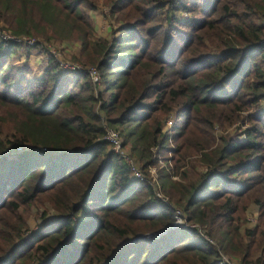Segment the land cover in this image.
Instances as JSON below:
<instances>
[{"label": "trees", "instance_id": "obj_1", "mask_svg": "<svg viewBox=\"0 0 264 264\" xmlns=\"http://www.w3.org/2000/svg\"><path fill=\"white\" fill-rule=\"evenodd\" d=\"M101 6L122 23L110 39ZM0 23L77 41L98 72L0 36V264H264V0H0Z\"/></svg>", "mask_w": 264, "mask_h": 264}, {"label": "rangeland", "instance_id": "obj_2", "mask_svg": "<svg viewBox=\"0 0 264 264\" xmlns=\"http://www.w3.org/2000/svg\"><path fill=\"white\" fill-rule=\"evenodd\" d=\"M108 8H105V6H101L100 8H97V10L91 12V17H92V22L95 28L96 35L105 38V39H110L112 36V31L113 28H116L119 26V24H122L121 21H117L108 16ZM175 17L178 19L183 18L181 13L179 14H174ZM2 26H6L3 23H0V32L5 31L8 32L6 29H1ZM38 43L43 44L44 50H48L55 60L62 61L65 64V67H80V66H85L83 63H81V58H82V53H81V45L77 41H72V40H56V39H50L47 40L46 38L43 37H38ZM39 51V49H37ZM37 50L33 51L32 55L30 56L31 62L30 66L35 70L36 73L41 74L42 73V66L44 64L43 61V51L38 52ZM24 60V56L21 55V61ZM111 128V127H110ZM122 138V137H121ZM170 147L174 148V142L170 141L169 142ZM111 147V145H110ZM126 149L129 150L128 146L125 147ZM130 153V152H129ZM131 154V153H130ZM156 155V154H155ZM154 155V156H155ZM168 162H165L163 159L158 157L159 161V167H152L149 172L148 176L153 178V180L157 179V171L162 168V167H168L171 168L172 164L170 162L172 154L168 152ZM197 171L199 168L195 167ZM176 179L177 177H173ZM164 197V196H163ZM167 199L166 197H164ZM32 211H35L33 208ZM50 213H52V210H49ZM247 224L248 226H253L256 224V217L258 215L257 210H255V206L251 205L248 210H247ZM29 218H28V224H29V229L27 231V234H30L32 232H36L39 230L40 225L44 222V219L40 216V214L36 215L31 213V211L28 213ZM49 217H51V214H48ZM238 258L234 255L230 254H225L223 256V261L230 262L231 264H240V262L237 260Z\"/></svg>", "mask_w": 264, "mask_h": 264}, {"label": "built area", "instance_id": "obj_3", "mask_svg": "<svg viewBox=\"0 0 264 264\" xmlns=\"http://www.w3.org/2000/svg\"><path fill=\"white\" fill-rule=\"evenodd\" d=\"M0 36L3 39L11 40V41L25 42L28 44L38 43V40L34 37H27V36L14 37L13 35L10 34V32H5V31L0 32ZM58 63L62 69H66L68 71H79V70L86 69L88 71L89 75L91 76L92 80H94V81L98 80V72H97L96 68H94V67H86V66L65 67L64 62L58 61ZM171 126H172V121H171V119H168L166 121L165 130L170 131ZM170 137L171 136L169 133V141H171ZM104 139L107 140L108 143L111 145V150L114 153H116L118 156L123 158L125 160V162L131 166L132 173H133V176L135 178H137L139 180H146V176L141 172L137 163L135 164L134 158L129 153L130 151L125 148L126 146L123 144L121 135L119 134L118 130H115L113 128H106V133H105ZM157 195L160 199L167 201L163 197L162 194L157 193ZM177 218H178V220L181 221L180 224H184L183 221L180 219V217H177ZM209 241L212 242V240H209ZM222 260H223V257H222ZM224 263L225 264H231L230 262H227V261H224Z\"/></svg>", "mask_w": 264, "mask_h": 264}, {"label": "water", "instance_id": "obj_4", "mask_svg": "<svg viewBox=\"0 0 264 264\" xmlns=\"http://www.w3.org/2000/svg\"><path fill=\"white\" fill-rule=\"evenodd\" d=\"M180 223H181V221L178 220L177 222H175V223L172 225V227H175L176 225H179Z\"/></svg>", "mask_w": 264, "mask_h": 264}]
</instances>
